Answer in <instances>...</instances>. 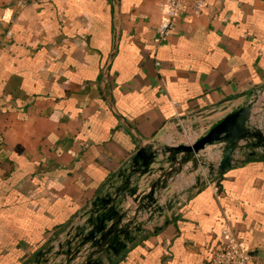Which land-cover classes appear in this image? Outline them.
<instances>
[{
    "label": "crops",
    "instance_id": "crops-1",
    "mask_svg": "<svg viewBox=\"0 0 264 264\" xmlns=\"http://www.w3.org/2000/svg\"><path fill=\"white\" fill-rule=\"evenodd\" d=\"M208 2L158 43L165 0H0V264L64 240L143 145L194 141L178 120L195 130L264 100V0ZM200 169L173 178L160 203L182 202L105 264H208L225 223L264 264V157L217 193Z\"/></svg>",
    "mask_w": 264,
    "mask_h": 264
},
{
    "label": "water",
    "instance_id": "water-1",
    "mask_svg": "<svg viewBox=\"0 0 264 264\" xmlns=\"http://www.w3.org/2000/svg\"><path fill=\"white\" fill-rule=\"evenodd\" d=\"M262 92L257 91L216 124L204 126L191 143L173 145L158 140L140 147L120 180L93 199L64 240L39 252L35 264H105V258L110 262L137 240L146 223L162 215L165 207L171 209L174 199L160 201L171 180L183 170L192 173L201 168L203 184V171L217 178L241 156L264 157ZM212 153L219 155L209 161ZM77 259L81 261L76 263Z\"/></svg>",
    "mask_w": 264,
    "mask_h": 264
},
{
    "label": "built area",
    "instance_id": "built-area-1",
    "mask_svg": "<svg viewBox=\"0 0 264 264\" xmlns=\"http://www.w3.org/2000/svg\"><path fill=\"white\" fill-rule=\"evenodd\" d=\"M208 7V0H165L166 19L157 28L158 43L165 40L170 35L173 30L175 19L183 14L187 8L199 14ZM156 65H160V63L156 61ZM177 124L179 127V134L186 137L188 140L190 139L189 135L191 133L197 137L203 129V127H199L192 130L189 124L183 120H178ZM242 159H244V157L241 156L239 161ZM202 181L205 186L210 187L215 193L218 192L217 178L215 176L209 175L207 172L203 171ZM174 201L176 204H180L182 202V197L174 198ZM221 235V244L212 251L211 259L208 264H249L247 248L237 236L231 225L225 223Z\"/></svg>",
    "mask_w": 264,
    "mask_h": 264
},
{
    "label": "trees",
    "instance_id": "trees-1",
    "mask_svg": "<svg viewBox=\"0 0 264 264\" xmlns=\"http://www.w3.org/2000/svg\"><path fill=\"white\" fill-rule=\"evenodd\" d=\"M222 177V174H220L218 177H217V180L219 179V178H221ZM112 264H114V263H112Z\"/></svg>",
    "mask_w": 264,
    "mask_h": 264
}]
</instances>
